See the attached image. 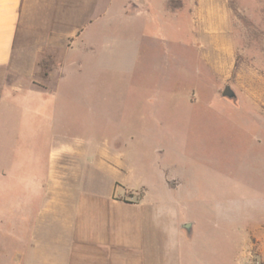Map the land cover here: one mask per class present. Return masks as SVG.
<instances>
[{
  "label": "rangeland",
  "instance_id": "obj_1",
  "mask_svg": "<svg viewBox=\"0 0 264 264\" xmlns=\"http://www.w3.org/2000/svg\"><path fill=\"white\" fill-rule=\"evenodd\" d=\"M113 11L100 53L0 68V247L9 197L52 162L72 163L84 188L107 195L118 182L145 202L154 252L190 235L196 256L248 264L264 241V0H122Z\"/></svg>",
  "mask_w": 264,
  "mask_h": 264
},
{
  "label": "crops",
  "instance_id": "obj_2",
  "mask_svg": "<svg viewBox=\"0 0 264 264\" xmlns=\"http://www.w3.org/2000/svg\"><path fill=\"white\" fill-rule=\"evenodd\" d=\"M121 3L0 0V68L42 66L44 61L64 65L69 58L100 53L104 28ZM132 15L119 13L122 20ZM109 160L98 168L105 169ZM84 175L72 163L52 162L43 176L35 175L26 196L17 202L9 197L7 249L0 247V264L4 259L5 264H229L218 253L196 256L190 235L187 242H174L176 249L168 241L164 252H154V236L143 232L145 202L117 192L118 182L107 195L84 188L89 177ZM250 259L264 264V241L260 254L250 253Z\"/></svg>",
  "mask_w": 264,
  "mask_h": 264
},
{
  "label": "water",
  "instance_id": "obj_3",
  "mask_svg": "<svg viewBox=\"0 0 264 264\" xmlns=\"http://www.w3.org/2000/svg\"><path fill=\"white\" fill-rule=\"evenodd\" d=\"M222 96L224 97V98H228V99H231V100H234V101H236L237 100V95H236V93L234 92V90L230 87V86H227L225 89H224V91H223V93H222ZM191 224H185L184 225V228L188 231V232H190L191 231ZM190 234V233H189Z\"/></svg>",
  "mask_w": 264,
  "mask_h": 264
},
{
  "label": "built area",
  "instance_id": "obj_4",
  "mask_svg": "<svg viewBox=\"0 0 264 264\" xmlns=\"http://www.w3.org/2000/svg\"><path fill=\"white\" fill-rule=\"evenodd\" d=\"M248 264H259L256 260H251L248 262Z\"/></svg>",
  "mask_w": 264,
  "mask_h": 264
}]
</instances>
